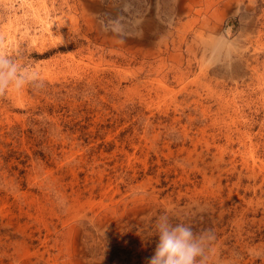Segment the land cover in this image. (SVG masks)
I'll return each instance as SVG.
<instances>
[{
    "label": "rangeland",
    "instance_id": "374dc122",
    "mask_svg": "<svg viewBox=\"0 0 264 264\" xmlns=\"http://www.w3.org/2000/svg\"><path fill=\"white\" fill-rule=\"evenodd\" d=\"M0 52L37 74L0 95V264H147L162 214L264 264V0H0Z\"/></svg>",
    "mask_w": 264,
    "mask_h": 264
},
{
    "label": "clouds",
    "instance_id": "9594fccd",
    "mask_svg": "<svg viewBox=\"0 0 264 264\" xmlns=\"http://www.w3.org/2000/svg\"><path fill=\"white\" fill-rule=\"evenodd\" d=\"M36 79L34 71L0 52V95L9 87L19 90ZM155 230L158 240L147 264H212L216 250L213 247L215 236L210 231L197 234L189 224L172 223L168 214L157 218Z\"/></svg>",
    "mask_w": 264,
    "mask_h": 264
},
{
    "label": "crops",
    "instance_id": "0c3cea01",
    "mask_svg": "<svg viewBox=\"0 0 264 264\" xmlns=\"http://www.w3.org/2000/svg\"><path fill=\"white\" fill-rule=\"evenodd\" d=\"M134 23H135V26H136V30H138V31H140L143 27H141V26H144L143 25V23H142V21L141 20H138V19H135V21H134ZM141 23V24H140ZM137 24V25H136ZM154 26L156 27V28H158V29H162V27H161V22H159V21H155L154 23ZM158 24V25H157ZM140 26V27H139ZM108 35L109 36H113V37H116L117 39H118V35H116V33L115 32H113V33H108Z\"/></svg>",
    "mask_w": 264,
    "mask_h": 264
},
{
    "label": "bare ground",
    "instance_id": "6f19581e",
    "mask_svg": "<svg viewBox=\"0 0 264 264\" xmlns=\"http://www.w3.org/2000/svg\"><path fill=\"white\" fill-rule=\"evenodd\" d=\"M88 2H89V1H86V3H88ZM90 4H91V3H90ZM95 6H96V4H93V5H92V7H95ZM156 22H157V21H156ZM153 23H154V22H153ZM153 23H152V24H153ZM140 24H141V23H140ZM136 25H137V24H136ZM153 25H154V24H153ZM157 25H158V24H157ZM139 27H140V26H139ZM141 27H143V26H141ZM74 248H75V247H74Z\"/></svg>",
    "mask_w": 264,
    "mask_h": 264
},
{
    "label": "water",
    "instance_id": "95a60500",
    "mask_svg": "<svg viewBox=\"0 0 264 264\" xmlns=\"http://www.w3.org/2000/svg\"><path fill=\"white\" fill-rule=\"evenodd\" d=\"M229 23H230V20L227 21V25H229Z\"/></svg>",
    "mask_w": 264,
    "mask_h": 264
}]
</instances>
